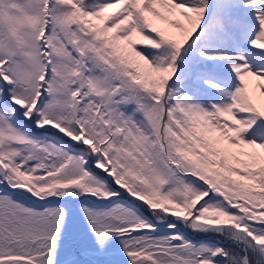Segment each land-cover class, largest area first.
<instances>
[{
    "label": "snow or ice",
    "instance_id": "1",
    "mask_svg": "<svg viewBox=\"0 0 264 264\" xmlns=\"http://www.w3.org/2000/svg\"><path fill=\"white\" fill-rule=\"evenodd\" d=\"M0 264H264V0H0Z\"/></svg>",
    "mask_w": 264,
    "mask_h": 264
}]
</instances>
